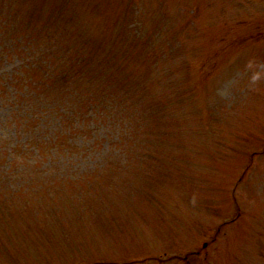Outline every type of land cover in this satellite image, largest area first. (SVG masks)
I'll return each mask as SVG.
<instances>
[{
	"label": "rangeland",
	"instance_id": "rangeland-1",
	"mask_svg": "<svg viewBox=\"0 0 264 264\" xmlns=\"http://www.w3.org/2000/svg\"><path fill=\"white\" fill-rule=\"evenodd\" d=\"M0 4L7 35L50 31L54 66L87 52L77 106L110 92L58 136L68 157L0 175V264H264V0Z\"/></svg>",
	"mask_w": 264,
	"mask_h": 264
},
{
	"label": "trees",
	"instance_id": "trees-1",
	"mask_svg": "<svg viewBox=\"0 0 264 264\" xmlns=\"http://www.w3.org/2000/svg\"><path fill=\"white\" fill-rule=\"evenodd\" d=\"M12 14L0 4V66L10 59L19 62L12 70L0 73V104H8L10 110L9 116L0 124V129L4 128L3 124L7 126L10 122L11 130L14 131V134L7 136L0 133V159L10 165L4 172L0 171L1 176L17 175L18 173H11L10 169L12 164L18 163V159L29 161L31 165L39 160L68 157L67 153L60 156L56 152L60 136L68 137L73 128L85 125L84 118L87 114L90 116L94 113L98 118L105 116L108 106L103 100L109 98L110 94L107 86L98 94L100 99H86V109L77 106L86 96L84 89L82 93L68 83L69 66L72 60L83 62L86 66L89 61L86 59L87 52L77 58L65 54L64 64L61 67L54 66L53 63L58 59L55 52L47 50L46 53H38L44 42L47 45L53 40L50 31H39V36L27 32L7 35L4 32L6 30L19 32L14 28ZM51 47L50 44L48 48ZM25 70L37 73L34 75V71L26 73ZM57 78L63 80L62 85H56ZM91 123L95 124L94 121ZM42 143L52 149L43 152Z\"/></svg>",
	"mask_w": 264,
	"mask_h": 264
}]
</instances>
